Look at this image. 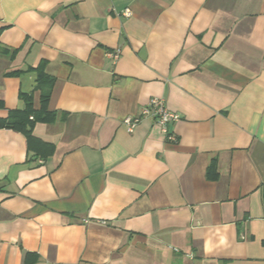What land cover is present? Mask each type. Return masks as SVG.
Masks as SVG:
<instances>
[{"label":"crops","instance_id":"crops-1","mask_svg":"<svg viewBox=\"0 0 264 264\" xmlns=\"http://www.w3.org/2000/svg\"><path fill=\"white\" fill-rule=\"evenodd\" d=\"M38 68L51 121L0 128V264H264V0H0V119L41 109ZM153 97L174 141L125 131Z\"/></svg>","mask_w":264,"mask_h":264},{"label":"trees","instance_id":"trees-1","mask_svg":"<svg viewBox=\"0 0 264 264\" xmlns=\"http://www.w3.org/2000/svg\"><path fill=\"white\" fill-rule=\"evenodd\" d=\"M37 83L38 86L40 84H44V91L41 94V109L39 111L34 112L31 108V97L28 95H21V99L24 103V107L22 110H13L11 111L8 116L4 119H0V128H12L18 131L23 132L26 134L27 140L32 138L31 136V126L33 122L42 121V122H49L51 121L53 115L46 111L45 106L46 102L49 98V91H50V84L52 80L43 76L41 68L37 69ZM32 117V118H31ZM31 118V119H29ZM209 177H215L216 172L214 173L213 166L208 170Z\"/></svg>","mask_w":264,"mask_h":264},{"label":"built area","instance_id":"built-area-1","mask_svg":"<svg viewBox=\"0 0 264 264\" xmlns=\"http://www.w3.org/2000/svg\"><path fill=\"white\" fill-rule=\"evenodd\" d=\"M125 17L130 15L129 10H125L122 13ZM119 50L116 49L107 53V56L115 62L119 57ZM152 118L154 123L161 129V132L167 136L171 141H174V137L169 134L168 127L173 123L180 120V115L177 112L169 110L164 100L161 98L153 97L149 99L147 104L140 109V113L137 116L125 117L122 120L127 132L134 131V128L143 118Z\"/></svg>","mask_w":264,"mask_h":264}]
</instances>
